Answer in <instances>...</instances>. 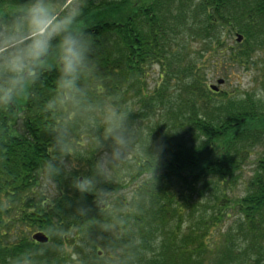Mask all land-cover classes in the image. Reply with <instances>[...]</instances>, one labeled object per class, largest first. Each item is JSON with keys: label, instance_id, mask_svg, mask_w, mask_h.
<instances>
[{"label": "trees", "instance_id": "16d2710c", "mask_svg": "<svg viewBox=\"0 0 264 264\" xmlns=\"http://www.w3.org/2000/svg\"><path fill=\"white\" fill-rule=\"evenodd\" d=\"M12 3L0 0V11ZM83 23L96 41L93 92L117 96L145 142L162 141L164 152L155 160L151 145L129 151L132 165L118 162L101 185L115 194L110 205L89 196L84 216L67 179L63 194L45 202L39 171L61 121L65 159L84 171L95 156L80 111L48 107L56 71L45 73L16 108L0 109V264L37 245L27 238L32 228L57 229L47 264H97L106 244L112 264H264V98L211 93L205 74L252 68L264 92V0H85ZM237 34L242 41L228 43ZM114 218L120 226L102 231ZM83 246L95 252L86 256ZM65 247L84 256L72 261Z\"/></svg>", "mask_w": 264, "mask_h": 264}, {"label": "clouds", "instance_id": "9594fccd", "mask_svg": "<svg viewBox=\"0 0 264 264\" xmlns=\"http://www.w3.org/2000/svg\"><path fill=\"white\" fill-rule=\"evenodd\" d=\"M85 0H13L0 11V109L16 108L45 73L55 70L56 94L48 101L54 110L78 109L87 127L94 131L90 146L95 153L87 170L80 171L69 155L63 121L53 129L49 155L39 171L38 195L51 203L63 194L62 181L75 196L74 212H89L86 198L110 205L114 193L105 192L118 162L133 148L144 153L151 145L155 160L164 152L162 141L145 142V132L132 121L126 104L117 96L95 87L96 41L83 23ZM153 175V173H152ZM117 219L101 222L102 231L120 226ZM46 236L58 234L49 228ZM48 244H38L9 258L10 264H47L43 253Z\"/></svg>", "mask_w": 264, "mask_h": 264}, {"label": "rangeland", "instance_id": "374dc122", "mask_svg": "<svg viewBox=\"0 0 264 264\" xmlns=\"http://www.w3.org/2000/svg\"><path fill=\"white\" fill-rule=\"evenodd\" d=\"M133 1H135V0H133ZM228 43H237L235 41V37L232 40H228ZM259 55L263 56L261 58L264 60V54H259ZM154 72L155 71H152V72L150 71L148 79H147V83H150L151 85L153 84V82L155 81L154 79L156 78V74ZM226 72H227V75H224L223 73H220L219 71H213L212 72V71L206 69V71H205V74L207 75L206 88L208 89L209 85L215 84V80L217 78H224L225 83H224V85H222L220 87V90L222 92H225L227 94L234 93L235 95L245 93V92H253V93L259 95L257 97L264 98V92L260 88L259 80H257V71L255 72V70L252 68L234 69V68L229 66V68L226 70ZM216 98H219V97L216 96ZM256 153L261 154V148L260 147L255 148L254 152L251 153V156L249 157V162H247L245 164V167L243 168V180H242V182L243 181L246 182L247 178L251 175V171L254 167L253 159L255 158ZM122 164L124 165V167H127V168H129L132 165V163L128 162L127 159L124 160L122 162ZM122 176H124V174H122ZM128 191L129 190L124 189V192H123L124 196H126ZM243 192H244V186L241 183L239 185V187L237 188L236 196H242ZM32 230H33V228L30 229L31 232L27 235L28 240H30L31 234L33 233ZM34 231H36V230H34ZM38 231H40V230H38ZM52 243L50 241V245ZM97 246H100V245H97ZM82 248H83V253L86 254V256H90L91 254H93L95 252V250L89 248L88 246H83ZM61 249L65 250L66 253L71 251L67 247H65L64 249L63 248H61ZM99 250L102 251L103 255L102 254L97 255L98 257L102 258L101 260H97V264H112L111 262H113V260L110 258L112 257L113 252L110 251L111 250L110 245L106 244L104 246V248H102V250L101 249H99ZM70 255H73L72 252H70ZM81 255L84 256L82 254V252L80 251L79 257H81ZM79 257H77V255H73L71 259H72V261H74V260L78 259Z\"/></svg>", "mask_w": 264, "mask_h": 264}, {"label": "water", "instance_id": "95a60500", "mask_svg": "<svg viewBox=\"0 0 264 264\" xmlns=\"http://www.w3.org/2000/svg\"><path fill=\"white\" fill-rule=\"evenodd\" d=\"M241 37L238 36L236 38V41L237 42H240L241 41ZM224 80L223 79H217L216 80V84L217 85H210V89L213 91V92H217L218 91V85H221L223 84ZM32 240L36 243H39V244H45L47 243L48 241V238L47 236L43 233V232H36L34 233L32 236H31Z\"/></svg>", "mask_w": 264, "mask_h": 264}, {"label": "flooded vegetation", "instance_id": "af4514ba", "mask_svg": "<svg viewBox=\"0 0 264 264\" xmlns=\"http://www.w3.org/2000/svg\"><path fill=\"white\" fill-rule=\"evenodd\" d=\"M34 243V242H33Z\"/></svg>", "mask_w": 264, "mask_h": 264}]
</instances>
